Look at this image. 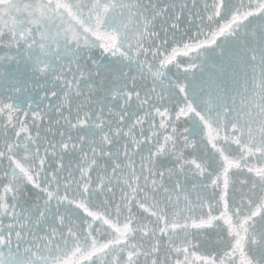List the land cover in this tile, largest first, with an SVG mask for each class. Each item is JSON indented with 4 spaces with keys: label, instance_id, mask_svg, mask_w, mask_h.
<instances>
[{
    "label": "snow or ice",
    "instance_id": "1",
    "mask_svg": "<svg viewBox=\"0 0 264 264\" xmlns=\"http://www.w3.org/2000/svg\"><path fill=\"white\" fill-rule=\"evenodd\" d=\"M0 264H264V0H0Z\"/></svg>",
    "mask_w": 264,
    "mask_h": 264
}]
</instances>
